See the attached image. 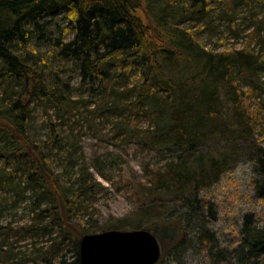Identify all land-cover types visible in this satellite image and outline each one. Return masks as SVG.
Instances as JSON below:
<instances>
[{
	"label": "rangeland",
	"instance_id": "rangeland-1",
	"mask_svg": "<svg viewBox=\"0 0 264 264\" xmlns=\"http://www.w3.org/2000/svg\"><path fill=\"white\" fill-rule=\"evenodd\" d=\"M245 1L242 0L236 9L232 25L220 18L222 9L220 3L215 2L210 6L213 10L208 17L190 16L178 21L177 28L195 34L197 42L209 52L237 53L247 45L257 57L264 54V0L252 4ZM159 2L163 4L160 21L170 23L175 20L176 10L182 9L189 0ZM160 4L156 3L154 7L158 8ZM63 17L61 14L48 19L47 31L43 37L35 36L31 45L58 77L60 85L70 86L75 109L60 114L62 110L54 105L45 107L34 100L29 115V132L48 157L52 170L67 190L69 200L74 195L79 196L83 175L93 186L88 193L78 197V211L70 219L72 226L77 229L85 226L88 235L145 230L166 217L173 207H180L176 201L178 194H173V189L159 190L155 178L158 172L168 174L174 167H186L198 176L203 170L209 172L215 162L219 165L217 175L206 181L202 193L218 213L209 228L222 249L238 246L243 217L252 214L257 221L264 219V203L254 190V182L258 179L255 160L259 149H264V71L259 69L256 72L260 83H257L255 94L249 91L253 87L250 79L238 81V91L232 90L217 75L211 78L193 72V76L187 75L182 80L181 105L196 106L204 100L203 91L206 90L208 96L214 93L217 117L201 131V145L195 147L193 155L183 157V163L179 159L180 152L159 148L150 150L130 139V134H138L141 139L149 140L157 128L155 115L148 113V106L137 104L139 90L134 87L139 82H136V70L121 77L115 87L118 95L112 97L108 107L94 117L92 111L97 108V103L103 102V96L92 94L90 87L81 83L80 72L72 62L57 57L54 42L73 38L68 21H63ZM254 33L257 36L251 38ZM216 64L217 59H214L212 66ZM110 69L113 74L122 75L116 67ZM54 76L48 85L55 81ZM7 89V85L0 86V108L8 104ZM157 90L165 104L174 101L168 92L160 87ZM113 102L121 105L113 107ZM52 124L57 139L51 132ZM3 164L4 160L0 159V168ZM6 167L9 172L13 170L12 163ZM23 173V170L18 173L12 185L0 182V242L8 254L6 264H76L74 237L67 235L64 239L60 236L59 219L34 217L50 207L52 201L43 190L25 191ZM146 196L157 201L153 204L157 207L156 213L143 211L144 207L150 206L149 201H144L148 198ZM30 227L36 230L31 231ZM189 241L185 240V249L181 252L169 251L162 264H212L207 254L209 247L198 246L194 235ZM161 248L164 250L163 246Z\"/></svg>",
	"mask_w": 264,
	"mask_h": 264
},
{
	"label": "trees",
	"instance_id": "trees-1",
	"mask_svg": "<svg viewBox=\"0 0 264 264\" xmlns=\"http://www.w3.org/2000/svg\"><path fill=\"white\" fill-rule=\"evenodd\" d=\"M159 1L0 0V86H8L6 93L10 101L0 108V159L4 160L0 168V182L14 184V179L23 170L25 191L38 189L49 195L52 201L50 207L34 217L53 216L59 219L60 236L64 239L67 235L74 237L76 264H81L79 245L89 230L85 226L77 229L70 219L78 211V197L88 193L93 186L83 175L79 196L74 195L69 200L67 190L52 170L48 157L32 140L29 132V115L34 100L45 107L54 105L62 110L60 114L67 109L74 110L76 105L71 99L70 86L60 85L58 77L31 45L35 36L43 37L47 31L50 22L46 21L61 14H64L63 21H68L73 38L69 41L56 40L54 47L57 48L58 58L72 62L79 70L81 83L89 86L92 94L103 96V102L97 103V108L92 111L94 117L98 111L108 107L112 97L118 95L115 87L121 82V77L136 70V82H139V86L136 84L134 87L139 90L137 104L148 106V113L155 115L157 128L149 140L141 139L138 134H130V139L150 150L159 148L180 152L179 159L183 163V157L193 155L195 147L201 145V131L217 117L214 93L208 96L206 90L201 103H196V106L181 105L182 80L187 75L193 76V72L211 78L217 75L232 90L238 91L237 82L250 79L253 87L249 91L255 94L257 83H260L256 72L259 69L264 71V54L255 57L247 45L242 52L216 54L205 50L197 42L195 34L177 28L178 21L190 16L208 17L213 10L210 6L215 2L220 3L222 9L220 18L232 25L234 13L242 0H189L182 9L176 10L175 20L170 23L160 21L163 4ZM245 2L252 4L262 0ZM156 3L160 4L158 8L154 7ZM256 36L257 33H254L251 38ZM214 59H217L216 66H212ZM111 67H116L122 75L113 74ZM52 76L55 81L48 85ZM158 87L173 96L174 101L165 104L159 98ZM120 105L113 102V107ZM52 125L51 132L57 139ZM10 163L13 164L11 172L6 167ZM218 167L212 162L210 171L202 169L205 173L202 171L198 176L186 167H174L168 174H156L159 190L173 189V194H178L176 201L180 203V207H173L166 217L145 227L164 248L158 264H162L169 251L173 253L185 249L184 242L189 241L191 235L197 237L198 246L209 247L206 251L212 264H264V219L257 221L254 215H245L240 241L233 249H222L209 228L218 213L202 197V193L206 181L216 177ZM255 173L258 179L254 182V190L264 203V149H259L257 154ZM146 197L144 201H149L150 206L144 207L143 211L156 213L157 207L153 204L157 201L152 196ZM30 230L36 229L30 227ZM3 247L0 242V264H6L8 255Z\"/></svg>",
	"mask_w": 264,
	"mask_h": 264
},
{
	"label": "water",
	"instance_id": "water-1",
	"mask_svg": "<svg viewBox=\"0 0 264 264\" xmlns=\"http://www.w3.org/2000/svg\"><path fill=\"white\" fill-rule=\"evenodd\" d=\"M162 248L149 231H108L84 236L79 245L81 264H158Z\"/></svg>",
	"mask_w": 264,
	"mask_h": 264
},
{
	"label": "bare ground",
	"instance_id": "bare-ground-1",
	"mask_svg": "<svg viewBox=\"0 0 264 264\" xmlns=\"http://www.w3.org/2000/svg\"><path fill=\"white\" fill-rule=\"evenodd\" d=\"M154 235V234H153ZM155 236V235H154ZM156 237V236H155ZM157 238V237H156ZM158 239V238H157ZM159 241V240H158ZM161 246V245H160ZM162 257V256H161Z\"/></svg>",
	"mask_w": 264,
	"mask_h": 264
}]
</instances>
